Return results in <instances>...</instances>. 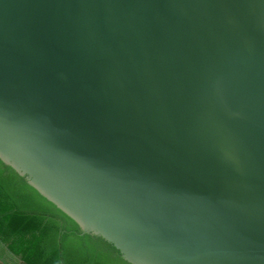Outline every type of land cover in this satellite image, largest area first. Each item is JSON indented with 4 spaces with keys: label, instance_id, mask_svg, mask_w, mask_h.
Returning a JSON list of instances; mask_svg holds the SVG:
<instances>
[{
    "label": "water",
    "instance_id": "obj_1",
    "mask_svg": "<svg viewBox=\"0 0 264 264\" xmlns=\"http://www.w3.org/2000/svg\"><path fill=\"white\" fill-rule=\"evenodd\" d=\"M0 160L131 264H264V0H0Z\"/></svg>",
    "mask_w": 264,
    "mask_h": 264
},
{
    "label": "trees",
    "instance_id": "obj_2",
    "mask_svg": "<svg viewBox=\"0 0 264 264\" xmlns=\"http://www.w3.org/2000/svg\"><path fill=\"white\" fill-rule=\"evenodd\" d=\"M0 237L25 264H131L103 238L83 234L1 160Z\"/></svg>",
    "mask_w": 264,
    "mask_h": 264
},
{
    "label": "crops",
    "instance_id": "obj_3",
    "mask_svg": "<svg viewBox=\"0 0 264 264\" xmlns=\"http://www.w3.org/2000/svg\"><path fill=\"white\" fill-rule=\"evenodd\" d=\"M0 264H25L23 256L11 250V243L0 237Z\"/></svg>",
    "mask_w": 264,
    "mask_h": 264
}]
</instances>
